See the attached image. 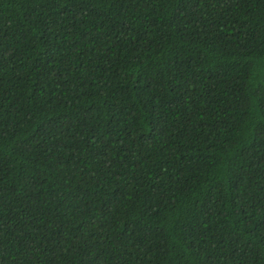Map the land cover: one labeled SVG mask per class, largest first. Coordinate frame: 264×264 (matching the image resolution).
Segmentation results:
<instances>
[{
    "label": "trees",
    "instance_id": "trees-1",
    "mask_svg": "<svg viewBox=\"0 0 264 264\" xmlns=\"http://www.w3.org/2000/svg\"><path fill=\"white\" fill-rule=\"evenodd\" d=\"M0 264H264V0H0Z\"/></svg>",
    "mask_w": 264,
    "mask_h": 264
}]
</instances>
